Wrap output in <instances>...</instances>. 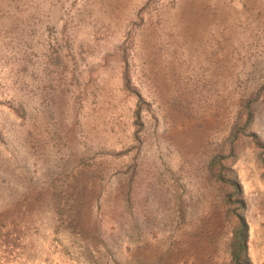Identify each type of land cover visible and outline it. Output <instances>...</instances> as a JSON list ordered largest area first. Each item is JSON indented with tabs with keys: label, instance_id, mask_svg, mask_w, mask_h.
<instances>
[{
	"label": "rangeland",
	"instance_id": "rangeland-1",
	"mask_svg": "<svg viewBox=\"0 0 264 264\" xmlns=\"http://www.w3.org/2000/svg\"><path fill=\"white\" fill-rule=\"evenodd\" d=\"M244 259L264 264V0H0V264Z\"/></svg>",
	"mask_w": 264,
	"mask_h": 264
},
{
	"label": "trees",
	"instance_id": "trees-1",
	"mask_svg": "<svg viewBox=\"0 0 264 264\" xmlns=\"http://www.w3.org/2000/svg\"><path fill=\"white\" fill-rule=\"evenodd\" d=\"M241 206V203H239V207ZM239 241H238V245H237V259L238 261H242L241 259L243 258V253L244 251L247 250V236L249 235V230H248V225L246 227V222L240 218L239 219ZM244 264H251L250 262L246 261L244 259Z\"/></svg>",
	"mask_w": 264,
	"mask_h": 264
}]
</instances>
